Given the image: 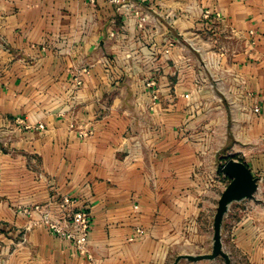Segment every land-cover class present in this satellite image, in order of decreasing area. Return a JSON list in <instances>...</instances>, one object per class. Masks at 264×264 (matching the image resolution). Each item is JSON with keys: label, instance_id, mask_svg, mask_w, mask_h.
<instances>
[{"label": "crops", "instance_id": "1", "mask_svg": "<svg viewBox=\"0 0 264 264\" xmlns=\"http://www.w3.org/2000/svg\"><path fill=\"white\" fill-rule=\"evenodd\" d=\"M138 1L153 14L140 36L154 40L159 51L168 38H182L171 48L178 63L191 47L205 50L198 37L207 30L231 44L228 67L218 64L216 74L241 75L252 94L234 98L236 117L246 123L227 125L234 137L261 140L260 151L239 144L232 157L264 178V0ZM204 9L221 12L236 32L224 34L221 24L211 28L201 17ZM135 23V17L125 22L110 0H0V43L6 46L0 45V227L13 230H0V264H159L178 226L215 215L231 181L219 166L227 158L212 162L210 140L190 132L199 97L210 89L196 84L195 71H177L172 59L162 57L161 101L151 110L150 88L137 78L127 76L118 86L105 76L99 58L128 50L116 40L133 33ZM65 37L74 46L62 54L57 46ZM91 63L73 95L74 76ZM218 90L212 96L223 114L226 94L220 85ZM257 102L261 113L245 120L241 105ZM18 116L33 126L43 121L46 129L17 126ZM72 119L94 132L80 137L69 129ZM262 181L255 195L264 198ZM52 194L76 196L92 210L94 260L39 224L36 212L21 211ZM247 199L233 201L226 216L242 248L264 261V208L256 211Z\"/></svg>", "mask_w": 264, "mask_h": 264}, {"label": "built area", "instance_id": "2", "mask_svg": "<svg viewBox=\"0 0 264 264\" xmlns=\"http://www.w3.org/2000/svg\"><path fill=\"white\" fill-rule=\"evenodd\" d=\"M91 1L94 2L95 0ZM110 1L117 5L119 12L122 10L125 22L130 24L131 19L135 17L136 23L134 25L137 27L129 36H122L116 40L119 49L120 42L127 45L129 49L123 51L121 55L120 51L116 54L102 55L99 58L100 64L106 78L115 84H118L123 78L130 76L137 78L138 81L149 87L150 98L147 105L151 110H154L160 105L161 101L162 89L158 84V79H160V74L162 72V57L166 60L172 59L171 48L175 43L180 42V39L175 37L168 38V46L162 51H159L154 40L146 42L140 36V29H147V24L152 21V11L140 5L138 0ZM142 1L145 0H141V2ZM201 17L210 19V23L212 24L211 28H216L215 25L221 24L223 28L227 29L224 34H234L233 32H236L232 25L223 22L222 14L219 11L204 9L201 13ZM110 32L112 36L115 35V31ZM148 32L150 35H153L154 29L148 27ZM59 43L60 44L57 46L59 53L67 54L73 50V40L65 37L61 38ZM0 45L6 48L3 43H0ZM175 63L176 61L173 60V64ZM91 66L92 63L83 66L74 76L71 84V93L73 95H75L84 83L82 74L88 72ZM234 76L235 84H233V86L234 88H236V86L237 88L241 86L239 87L241 96L252 94L247 87L245 79L241 75L234 74ZM197 83H199L198 79L196 80V84ZM186 95L188 96L189 94ZM241 110L246 119H252L261 113V105L258 102L251 105L242 104ZM15 124L26 128L34 127L40 130L46 129V124L43 121L33 126L32 124L25 123L24 119L19 116L15 118ZM69 129L77 131L78 135L82 138H86L94 132L92 127L80 125L76 123L74 119L69 122ZM263 179L262 176H259V181ZM21 211L29 214L36 212L38 214V220L36 221L39 224L46 227L52 233L69 240L76 251L88 260H94L95 256L91 249L93 213L88 204L80 198L70 194H52L44 202L22 208Z\"/></svg>", "mask_w": 264, "mask_h": 264}, {"label": "rangeland", "instance_id": "3", "mask_svg": "<svg viewBox=\"0 0 264 264\" xmlns=\"http://www.w3.org/2000/svg\"><path fill=\"white\" fill-rule=\"evenodd\" d=\"M201 36L198 37L202 39L201 41L206 44L205 50H197L188 43V46L192 49V54L184 58V60L180 63L176 61L177 71H181L184 69L194 71L198 74V80L201 81L200 85L203 89L209 92L206 94H201L200 99L201 103L198 108L195 110V122L194 126L191 128L190 132L193 134H200L204 132V136L207 137V140H210L209 147L212 151L211 158L212 162L223 161L225 158H230L237 154L236 148L240 147V145L254 147L253 150L260 151L261 143L258 138L252 139L251 141H244L239 136L234 137V130L229 124H233L237 121L238 123L245 124L246 122H242L241 119H237V113L239 108L237 102H235L234 98L236 94L241 93L239 91V86L235 91H233V84H235L234 74H226L222 77L219 74H216L218 69V64L222 67L227 68L228 62L230 60V55L232 53L231 44H227L224 42L225 40L217 39V35L215 36V32L211 30H207L206 32H202ZM180 38V37H179ZM182 40V38H180ZM240 40V39H239ZM221 41H223L221 43ZM235 44V42H234ZM209 52V54H208ZM217 61V62H216ZM223 72V71H221ZM192 78V77H190ZM223 82V84H219ZM219 85L223 88L225 95V102L227 103V109H223V114H220L219 109L216 107V99L212 96L215 93H218ZM120 86V82L118 83ZM220 93V92H219ZM198 98V97H197ZM228 100V101H227ZM222 102V101H221ZM229 104V105H228ZM221 117L222 127L219 126L218 118ZM224 118V120H223ZM250 121V119H245ZM224 122V123H223ZM254 130L256 133H261V127L255 122ZM261 131V132H260ZM224 132V133H222ZM246 133L243 131L241 135H245ZM203 135V134H200ZM226 137V141L224 143L223 137ZM250 135H247V137ZM228 139V140H227ZM240 144V145H239ZM263 149H264V142ZM217 146H221L219 151L217 152L215 158L214 153ZM259 146V147H257ZM251 149V148H250ZM264 151V150H263ZM227 153V154H226ZM221 154V157H218ZM226 159V160H227ZM224 162V161H223ZM220 162V168L221 163ZM218 165V164H217ZM222 170V169H221ZM261 186H264L262 181ZM260 186V188H261ZM260 189H258L259 191ZM257 191V192H258ZM256 196V197H255ZM253 198L247 199V203L254 204V208L257 211V206L260 205L262 208H258V210H263L264 208V198L261 195H255ZM258 198V199H257ZM263 203V204H262ZM213 211H216L214 209ZM228 212V211H227ZM227 213L223 217L222 227H221V240L223 249L228 253L231 259L232 264H264V261H260L258 258H254L252 255L246 251V249L242 248L240 241L236 238L235 235L232 234V227L234 222L231 221L227 216ZM210 217H205L203 214H200L197 222L187 221L185 225L178 226L176 233H174L175 238L167 244V252L162 261L159 264H227L225 257L223 255H218L215 258H204L199 260H189L188 258H181L177 261V257L180 254L192 253V254H202L211 252L213 248V239H214V213H209ZM182 227V228H181ZM1 231H9L12 232V228L6 229L5 227H0ZM17 241V240H16ZM252 243V242H250ZM12 250V249H11Z\"/></svg>", "mask_w": 264, "mask_h": 264}, {"label": "water", "instance_id": "4", "mask_svg": "<svg viewBox=\"0 0 264 264\" xmlns=\"http://www.w3.org/2000/svg\"><path fill=\"white\" fill-rule=\"evenodd\" d=\"M222 171L231 178V181L222 192L214 217V239L211 252L202 254L185 253L177 257V261L185 257L189 260L215 258L218 255L225 257L227 264H232L230 256L223 249L221 240V227L224 215L230 204L235 200L253 198L259 189V176L254 175L251 168L244 162L233 157L221 163Z\"/></svg>", "mask_w": 264, "mask_h": 264}]
</instances>
